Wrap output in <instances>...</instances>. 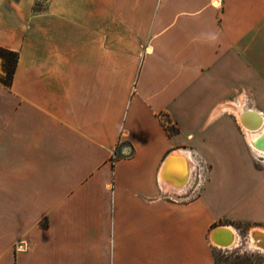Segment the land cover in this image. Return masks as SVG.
<instances>
[{"label": "crops", "instance_id": "1", "mask_svg": "<svg viewBox=\"0 0 264 264\" xmlns=\"http://www.w3.org/2000/svg\"><path fill=\"white\" fill-rule=\"evenodd\" d=\"M35 2L0 0L19 53L0 81V264H216L212 227L264 218L257 154L221 108L262 93L264 0H115L109 40L102 2ZM191 150L212 166L196 196L174 171L191 178Z\"/></svg>", "mask_w": 264, "mask_h": 264}, {"label": "rangeland", "instance_id": "2", "mask_svg": "<svg viewBox=\"0 0 264 264\" xmlns=\"http://www.w3.org/2000/svg\"><path fill=\"white\" fill-rule=\"evenodd\" d=\"M92 5L97 2V4L100 5L99 2H102L104 14V24H103V38L105 40H109L112 36V33L116 31L118 28V15L111 14V7L114 5L113 3L115 0H89ZM48 6V0H36L34 4V12H41L45 11ZM84 16V15H81ZM122 17V16H120ZM113 20V21H112ZM54 21V20H53ZM55 23L58 26H62V20L56 19ZM81 23H84L83 21ZM120 23V22H119ZM122 24V23H120ZM124 27H126V24H122ZM72 38H74V35H76L74 32V29H72ZM264 49V48H263ZM259 63L262 65V75H263V89L262 93H258L253 88H247L245 98H246V106L248 107H257L259 109L264 110V53ZM9 79V74L5 67V58L0 55V81L4 80L7 81ZM264 112V111H263ZM172 131H176V128H172ZM208 162V161H207ZM254 163L256 166V169L261 171L264 176V158H260L257 156H254ZM209 164V172L207 173V180L205 182V185L208 183L211 177V171L212 166ZM242 177V176H240ZM204 185V186H205ZM204 188V187H203ZM203 188L200 190L198 195H201V192ZM238 196H232V200L241 201L243 199V192L238 191ZM230 198V199H231ZM245 209L243 206L240 205H226L220 208L221 211L226 213V215L232 214H241L244 212ZM249 210L256 209L254 206L252 208H248ZM226 225H233L236 227L240 234V243L238 245H234L231 248H220L216 246L211 238L212 232L219 226H226ZM254 226H262L264 227V218L263 219H241L239 217H225L220 220L219 223H217L214 227H212L208 233V239L212 245V252L214 255L215 263L216 264H264V252L256 249L249 248L247 246V241L249 239L250 232L253 230Z\"/></svg>", "mask_w": 264, "mask_h": 264}, {"label": "bare ground", "instance_id": "3", "mask_svg": "<svg viewBox=\"0 0 264 264\" xmlns=\"http://www.w3.org/2000/svg\"><path fill=\"white\" fill-rule=\"evenodd\" d=\"M225 103L227 104L222 105L221 108H224L226 111L237 116L242 124L250 147L260 158H264V112L258 108L246 106L245 95H241L238 98ZM168 163L164 166V169H167L166 172L171 166ZM176 166L178 167V165ZM177 167L174 171L176 170V173L181 180L180 183L186 184V182L190 179V171H187L184 166H180V170H178ZM175 184L180 185L177 182ZM228 228L230 229V232L227 233V236H224V238L221 239L226 246L220 248H231L232 246L240 243V236L236 234L234 228ZM262 232L264 233V229L261 227L253 228L247 241V246L249 248L264 252V237L259 234L258 236L255 234ZM218 238L220 239V237Z\"/></svg>", "mask_w": 264, "mask_h": 264}, {"label": "built area", "instance_id": "4", "mask_svg": "<svg viewBox=\"0 0 264 264\" xmlns=\"http://www.w3.org/2000/svg\"><path fill=\"white\" fill-rule=\"evenodd\" d=\"M160 116L168 132H171L174 127L172 120L165 113L160 114ZM189 155L192 156V160L190 159V162L193 164V168L191 169L188 192H190V195L193 194L196 196L205 185L207 173L209 172V164L206 159L193 150L189 151ZM174 195L177 194H170V196Z\"/></svg>", "mask_w": 264, "mask_h": 264}, {"label": "trees", "instance_id": "5", "mask_svg": "<svg viewBox=\"0 0 264 264\" xmlns=\"http://www.w3.org/2000/svg\"><path fill=\"white\" fill-rule=\"evenodd\" d=\"M0 55L5 58V67L9 74V79L7 81L1 80L4 84L11 86L13 82L14 73L17 68L19 53L15 50L0 46ZM175 131L169 132L173 134Z\"/></svg>", "mask_w": 264, "mask_h": 264}, {"label": "water", "instance_id": "6", "mask_svg": "<svg viewBox=\"0 0 264 264\" xmlns=\"http://www.w3.org/2000/svg\"><path fill=\"white\" fill-rule=\"evenodd\" d=\"M230 232V229L227 226H219L217 227L211 234V238L213 243L218 247H224L226 246L225 243L222 242V238L224 236H227V233ZM257 236L258 234L264 237V233H255ZM220 237V239L218 238Z\"/></svg>", "mask_w": 264, "mask_h": 264}]
</instances>
